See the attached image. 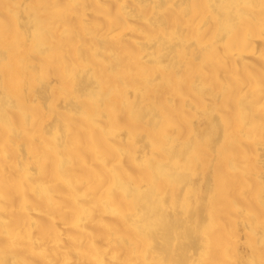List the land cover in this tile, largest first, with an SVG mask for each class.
<instances>
[{
  "label": "bare ground",
  "instance_id": "obj_1",
  "mask_svg": "<svg viewBox=\"0 0 264 264\" xmlns=\"http://www.w3.org/2000/svg\"><path fill=\"white\" fill-rule=\"evenodd\" d=\"M0 264H264V0H0Z\"/></svg>",
  "mask_w": 264,
  "mask_h": 264
}]
</instances>
